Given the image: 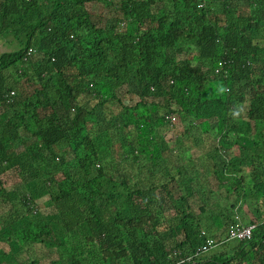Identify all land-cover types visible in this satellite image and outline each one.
<instances>
[{"label":"trees","instance_id":"16d2710c","mask_svg":"<svg viewBox=\"0 0 264 264\" xmlns=\"http://www.w3.org/2000/svg\"><path fill=\"white\" fill-rule=\"evenodd\" d=\"M0 40V264H264V0H0Z\"/></svg>","mask_w":264,"mask_h":264},{"label":"built area","instance_id":"2783aa9c","mask_svg":"<svg viewBox=\"0 0 264 264\" xmlns=\"http://www.w3.org/2000/svg\"><path fill=\"white\" fill-rule=\"evenodd\" d=\"M33 52L31 48L28 49L27 54L30 55V53ZM13 92H11V95ZM176 121L175 116H170V123H173ZM255 227V224H246L243 225L241 223H233L227 228V238L228 240H238V241H243V240H250L253 235V229ZM203 234V232H202ZM215 243L214 240L208 239V241L205 243V245L201 246L200 249L197 250V254L199 252H204L209 250L210 248L214 247ZM191 259L190 257L186 258L185 261ZM181 262H184V259H181Z\"/></svg>","mask_w":264,"mask_h":264},{"label":"rangeland","instance_id":"374dc122","mask_svg":"<svg viewBox=\"0 0 264 264\" xmlns=\"http://www.w3.org/2000/svg\"><path fill=\"white\" fill-rule=\"evenodd\" d=\"M14 48V45H7L5 40H0V53L6 50H11ZM10 101V100H9ZM197 150H191V153ZM224 237V236H223Z\"/></svg>","mask_w":264,"mask_h":264},{"label":"clouds","instance_id":"9594fccd","mask_svg":"<svg viewBox=\"0 0 264 264\" xmlns=\"http://www.w3.org/2000/svg\"><path fill=\"white\" fill-rule=\"evenodd\" d=\"M123 25V24H122ZM247 224H252V223H247ZM243 225H246V224H243ZM227 236V235H226ZM233 241H235V240H233ZM216 246V245H215ZM215 246L214 247H212V248H210L209 250H207L208 251V253L210 252V251H213L214 250V248H215ZM206 252V251H205Z\"/></svg>","mask_w":264,"mask_h":264}]
</instances>
